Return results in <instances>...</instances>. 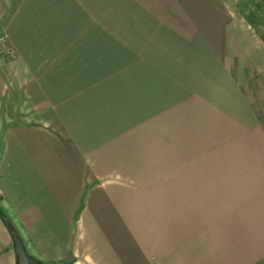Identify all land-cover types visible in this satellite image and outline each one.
<instances>
[{
	"label": "crops",
	"instance_id": "0c3cea01",
	"mask_svg": "<svg viewBox=\"0 0 264 264\" xmlns=\"http://www.w3.org/2000/svg\"><path fill=\"white\" fill-rule=\"evenodd\" d=\"M240 2L0 0V264H264Z\"/></svg>",
	"mask_w": 264,
	"mask_h": 264
},
{
	"label": "rangeland",
	"instance_id": "374dc122",
	"mask_svg": "<svg viewBox=\"0 0 264 264\" xmlns=\"http://www.w3.org/2000/svg\"><path fill=\"white\" fill-rule=\"evenodd\" d=\"M248 1L252 6L246 12V15L247 18L250 20L251 24L253 25L252 29L254 33H258V34L264 33V0H248ZM240 3H244V0H241ZM4 41H5V37H4ZM260 79L261 81H256ZM254 81H256L253 84V90H255V92L253 93L255 94V96L258 94L261 96L264 95V80H262V78L258 76L256 79H254ZM258 109H259L258 110L259 120L262 122V125H264V109H260V108Z\"/></svg>",
	"mask_w": 264,
	"mask_h": 264
},
{
	"label": "water",
	"instance_id": "95a60500",
	"mask_svg": "<svg viewBox=\"0 0 264 264\" xmlns=\"http://www.w3.org/2000/svg\"><path fill=\"white\" fill-rule=\"evenodd\" d=\"M6 228L12 240V246L15 253V264H37L36 259L27 253L23 241L13 225L10 222H7Z\"/></svg>",
	"mask_w": 264,
	"mask_h": 264
},
{
	"label": "built area",
	"instance_id": "2783aa9c",
	"mask_svg": "<svg viewBox=\"0 0 264 264\" xmlns=\"http://www.w3.org/2000/svg\"><path fill=\"white\" fill-rule=\"evenodd\" d=\"M4 42V36L0 35V44ZM10 52V49L5 48V49H1L0 48V55H5L8 54Z\"/></svg>",
	"mask_w": 264,
	"mask_h": 264
},
{
	"label": "trees",
	"instance_id": "16d2710c",
	"mask_svg": "<svg viewBox=\"0 0 264 264\" xmlns=\"http://www.w3.org/2000/svg\"><path fill=\"white\" fill-rule=\"evenodd\" d=\"M3 221L6 223L7 222V219L6 218H3ZM38 264H40V263H38Z\"/></svg>",
	"mask_w": 264,
	"mask_h": 264
}]
</instances>
